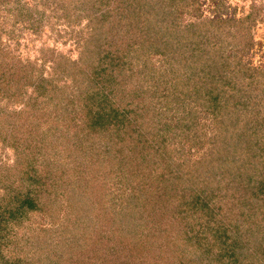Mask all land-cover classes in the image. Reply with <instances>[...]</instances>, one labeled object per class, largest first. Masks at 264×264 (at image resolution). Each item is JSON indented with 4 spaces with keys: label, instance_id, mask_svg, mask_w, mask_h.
I'll return each instance as SVG.
<instances>
[{
    "label": "trees",
    "instance_id": "16d2710c",
    "mask_svg": "<svg viewBox=\"0 0 264 264\" xmlns=\"http://www.w3.org/2000/svg\"><path fill=\"white\" fill-rule=\"evenodd\" d=\"M102 1L84 0L81 3L76 2L75 9H78V6H81L84 10L94 8L96 5L102 7L100 6ZM109 1L111 0H108V3ZM117 1H120V4L116 5L119 8L116 11L118 19L127 17L130 20L126 22V28L128 26L133 28L134 24H141L139 27V34L141 35L144 26L151 27L150 31H147V34L143 37L146 41L145 45L155 46L154 52L159 57L161 56V63L158 67L151 59L153 69L159 70L160 68L164 75L167 74L166 79H155L154 92L158 91V98L161 93H159L160 89L158 90V87L160 84L162 89L165 87L166 92H163L165 99L162 100L165 107L162 109V107L157 106V109L161 111L159 113L162 119L166 114H169L168 118L165 120V124L159 127L161 119L158 122L141 121V123L138 115L134 114V108L131 107H125L121 113L117 110L108 113L104 109H97L95 112L98 113H92L90 120L85 123V126L81 127L82 132H86L82 136L77 135L80 140L74 144L84 153L80 152V157H78L76 151H73L68 156L69 139L61 131L62 127L56 119V113L58 112H56V106L58 103L63 104L62 101V103L59 102L61 97L56 96L55 93H49L51 88L42 84L43 77L39 72L34 76L33 70L27 73L18 67H11L10 70L0 69V101H6L9 103L8 106H11L10 108L3 105L0 107V127L2 124L7 126L4 138H7L10 141L9 143H17L25 137L28 139V145L39 148L19 147L22 151L15 149L17 156L13 165L16 166L22 156L25 159L21 161L29 160V165L25 163V167L28 165V170L33 174L28 177L27 182L29 183L21 180L15 185L13 183L8 185L3 183L4 189L0 196V245H2V231L6 228L7 223H16L30 213L41 209L46 211L50 209L52 203H55L54 201H56V214L61 212L59 211L61 207L68 210L70 216L65 214L62 216L61 222L62 220L63 222L60 227L65 225L66 229L71 232L68 241L56 237L54 244L56 247L50 246V244L47 245L39 253V258H29L30 255H28V258L25 256L24 260L22 258L10 260L11 258H7L0 250V258L3 259L0 264H76L77 261H74L75 258H71V256H75L77 251H80V256L84 259L100 258V254L97 255L96 253L98 250L95 249L100 244L94 246L91 241L92 244H90L88 235H86L85 219L81 220V217L84 218L85 213L79 212L80 209L75 204L78 206L80 200L86 202L89 198L91 190L89 191L90 188L86 185L88 167L93 166L95 162L107 165L112 160V156L108 152H104V154H101L102 156L90 154L88 155L90 160L85 169L80 164L76 168L74 165L75 170H80V173H75V176L82 183L81 191L67 194L65 200L61 197L62 194L60 193L62 191L56 193L50 188L51 180L54 188L57 186L56 179L59 175L55 174L54 171L50 173L48 169L43 171L36 166L37 163L45 164L46 167L48 165V168L52 169L56 166L59 160L58 157L65 154L70 159H75L84 164L85 150L89 149L87 145H90L88 140L91 139L94 131L98 134L93 136L91 143L95 142L101 131H105L100 134L105 142L120 141L123 138L122 132H127L129 135L127 145H131L132 150L134 148V157L140 158V160L144 159L137 163L139 166L136 170H129L130 173L127 175L120 172V170L123 165L127 168L130 164L125 161L123 163L118 161L119 173L116 176H125L124 180L127 179L131 184L129 187L123 185L124 189L120 193L123 194L128 188L129 200L127 203L129 204L122 202L117 210L111 211L115 200L113 194L109 195L104 203H101V201L106 194L98 195V199L94 200L97 201L94 203H98V205L91 202L98 209L93 222L98 221L100 214L103 212L114 217L115 221L112 228L119 227L127 222L128 233L125 236L132 237L131 241H134V238L136 239V249L134 248L135 250L132 253L135 255L134 258H154L155 262L158 261L157 264H174L177 260L182 262L181 258L185 255L184 251L197 250L195 248L197 246L189 242L188 230L190 226L188 223L191 220L189 216L191 211L184 209V204L187 200L190 201L193 198L194 201L197 199L199 203H202L201 208H209L212 211L215 202L213 201L212 205L208 199L199 200V196L195 194L192 188H189L187 192L189 195L181 199L179 191L190 186V183L193 185L202 176H212L211 170L214 169H217L216 175L220 174L219 180L225 182V187L231 188L233 191L236 187L235 190L239 192V194L235 193L237 194V203L241 204L239 211L242 212L243 208L247 209L245 207L249 202H253L255 204L254 211L259 213L260 216L255 217V212H248L247 217H250L251 221L254 220V224L256 227H260V230L264 225V65L254 66L244 58L254 45L251 30L262 8L252 3L246 14L236 18L234 14L227 13L226 9L223 10V4L221 6L216 4L211 10L213 11L211 16L205 17L199 0H170V3L168 0L167 2L163 0L167 5L158 6L157 11H154V13L141 8L144 5L142 0ZM62 7L64 16L69 20V11H66L64 5ZM165 8L166 11L163 10ZM40 13V16H42L43 10ZM184 13L191 18L183 21L182 15ZM77 18L79 22L80 12ZM95 18L96 16L92 20ZM105 50L106 45L99 43V47L94 51L98 55L97 58H99L100 63H103V60L107 57ZM52 58L56 59L58 65L60 64L59 59ZM111 67L114 68V63ZM120 73L113 74L117 81ZM23 74L25 76L22 82ZM29 85L32 86L31 89ZM13 86H16V88H13ZM115 86L117 88L119 86L116 81L110 86L112 91L115 90L116 94L123 91V93L125 92L124 96L130 99L135 95V91L143 95L148 94L143 88L132 91L126 90L124 86L120 87L117 92ZM129 88H131L130 85ZM96 90L102 94L101 89L96 88ZM97 92L89 89V98L95 100L97 96L101 95ZM17 104L18 107H14ZM45 107H49L50 112L55 114L52 116L50 126L43 128L40 133L29 130L28 125L25 126V120L22 122L21 119L34 114L41 117L42 114L37 111L42 108V111H44ZM23 126L25 128L22 129ZM155 126L159 129L174 128L175 135L179 138L178 144L183 147V158L180 156L175 158L170 155L166 138L160 135L161 132L154 130ZM124 128L129 129L130 132ZM131 128L136 131L135 134L131 132ZM139 128L152 133H147L145 137L141 138ZM6 133H8V136H6ZM56 142L60 143L58 147ZM159 142L161 143L159 144ZM185 146H187V149H184ZM105 147L107 148V145ZM59 149H61V152ZM120 150L124 151V147H120ZM151 155L156 161L149 162ZM82 159L84 160L82 161ZM129 159L131 161L133 156L128 157L127 161ZM141 163L148 164V168ZM18 165L16 168L22 169V177L25 176L27 169L23 167V164L22 168ZM128 176H131V178ZM167 179H172L175 183L172 189L168 187L166 182L164 184V180ZM0 180H2L1 174ZM158 181L163 186V191L150 198L144 193V184L157 185ZM207 189L210 191L207 193H211L212 196L216 195L215 193L218 191L212 185L208 186ZM103 190L104 192L109 191L106 188ZM47 193L48 196H46ZM81 193L83 198L80 197ZM120 194H118V197H121ZM89 199L91 201V198ZM107 201L109 203L105 205ZM189 201L188 204H190ZM170 204H173L176 208L173 206L170 208ZM83 205L86 209L93 211L92 205L84 204V202ZM202 209H200L201 212ZM99 210H101V213ZM236 214V210H233L228 220L229 223L235 224L237 221H241L238 219L233 222ZM164 215H167L165 220H163ZM71 216H76V219L73 221V225L69 226ZM179 217L184 218L181 221L182 224L180 223V227L174 224L175 221L179 220ZM198 217L200 219V213ZM156 223L162 225L156 227ZM170 225L175 230L173 231L175 235L168 233V237L170 240L176 241L167 243L168 247H165V243H158L160 244L158 247L155 244L157 243L155 241L156 234L160 233L161 226L164 230L166 226L169 228ZM72 226L75 228L74 230L71 228ZM233 226L237 230V225ZM217 231L218 229L216 232L210 231L209 234L213 237V245L216 246L214 252L218 258V254H226L231 251L230 246L227 244H221L220 247L219 241L225 234H223L224 231ZM216 233L218 234L216 235ZM140 234L144 236V243L142 244H138L141 240ZM150 235L155 237L151 239ZM95 240L97 242L101 241L99 235L95 237ZM257 240H259V242L257 241V251L256 249H248L246 250L248 252L240 258L264 259V233L259 232ZM260 245L261 247L258 248ZM113 247H109V251L114 249ZM167 248L170 249L169 252L163 251ZM140 250L145 251L143 256L139 255ZM254 251L257 253H253ZM99 252L102 253L103 258L109 257V254ZM165 252L169 254H165ZM90 253H93V255L90 256ZM114 255L110 254L111 257ZM234 256L235 254L232 255V257ZM95 259L90 260L88 263L95 264Z\"/></svg>",
    "mask_w": 264,
    "mask_h": 264
},
{
    "label": "rangeland",
    "instance_id": "374dc122",
    "mask_svg": "<svg viewBox=\"0 0 264 264\" xmlns=\"http://www.w3.org/2000/svg\"><path fill=\"white\" fill-rule=\"evenodd\" d=\"M82 1L84 0H1L0 2V69L10 70L11 67H18L23 71L25 70L27 73L33 70L34 76L37 75L38 72L41 74L43 77V81H41L42 84L51 88L49 93H55L56 96L61 97L59 98V102L62 101L63 104L58 103L56 106V112L58 111L57 113L55 112L56 119L60 123V127H62L61 131H63L69 139L68 143H70V147L68 156L72 154L73 151H76L78 157H80V152L84 153V151L79 150L78 146L76 147L74 145L76 141L80 140L77 135L82 136L86 132L83 133L81 127L83 125L85 126V123L90 120L92 113H98L95 112L97 109H104L108 113L117 110L121 113L124 111L125 107H131L134 108V114L136 113L138 115L140 122H158L161 119L159 121V127L165 124L164 122L169 115L166 114L162 119L159 113L161 111L157 109V106L162 107V109L165 107V103H162V100L165 99L163 92H166V89L165 87L162 89L160 84L158 90L160 89L159 93H161L157 98L158 91L156 93L154 92L155 79H166L167 74L164 75V72L160 68L159 70L153 69V64H151V59L157 67L161 63V56L159 57L154 52L155 46L150 44L145 45L146 41L143 36L147 34V31H150L151 27H146L147 25L144 26L141 35L139 34V27L141 24H134L133 28H130V26L126 28V22L130 20H128L127 17L118 19L116 16V11L119 10L117 6L120 4V1L111 0L108 3V0H103L100 5L102 7L96 5L94 8L84 10L81 6H78L79 8L75 9L76 2L81 3ZM142 2L144 5H142L141 8L143 10L148 9V11L153 13L157 11L158 6L167 5L163 0H151L147 2L142 0ZM168 2L170 3L171 1L168 0ZM199 2L201 3V10L205 17L211 16L213 13L211 10H213L216 4L220 6L223 4V10L226 9L227 13L234 14L236 18L246 14L250 10L252 3L261 7L262 10L256 17V21L251 30L254 45L244 58L254 66L264 65V0H199ZM62 5H64L66 11H69V20L63 14ZM42 10L43 13L42 16H40ZM163 10L166 11V8ZM79 12L81 18L78 22L77 17ZM94 16H96V18L92 20ZM182 16L183 21L191 18L186 13ZM99 43H104V45H106V50L104 52H107V57L105 58L106 61L103 60V63L98 61V55L94 53L97 47H99ZM52 57L59 59L60 64L58 65L56 59ZM110 62L114 63V68L111 67L112 63ZM35 69L37 70L35 71ZM117 72H121L118 81L114 78ZM24 76L23 74L22 82ZM114 81L119 83L118 88L115 86L117 92L120 87L124 86L126 90L132 91L143 88L148 94L143 95L135 91V95L132 99L124 96L125 92L123 93V91L116 94L115 90L112 91V88H110ZM129 85L131 88H129ZM13 88H16V86H13ZM29 88L31 89L32 86L29 85ZM96 88L101 89L102 94L101 92H97ZM89 89L101 95L93 100L88 96ZM8 104L9 103L6 101H0V107L3 105L10 108L11 106H8ZM14 107H18V104ZM45 108V113L42 111L43 108L40 111L36 110L42 114H40L41 117H38L36 114L32 116L27 115V118H22L21 121L23 122L25 120V126L28 125L27 128L29 130L40 133L43 128H48L50 126L52 116L55 115L53 112H50L49 107ZM25 126H23L22 129L25 128ZM159 127L155 126L154 130L161 132L160 135L166 138L165 140L168 144L167 148L168 151L170 150V155L175 158L178 156L183 158V147L178 144L179 138L175 135L174 128L159 129ZM6 128L7 126L3 124L0 127V174L2 179L0 180V196L4 189L3 183L7 185L13 183L15 185L19 180L29 183L27 182L28 177L33 174L28 170L29 160L21 161L25 159L22 156L20 157L22 159L19 160V165H17L22 168V164L23 167L26 166L25 163L28 164L27 167H25L27 169L26 175L22 177V169L19 170L16 168V164V166L13 165L17 156L15 149L22 151L19 147L37 148L33 147L34 145H28V139L25 137L22 141H18L17 143H9L10 141L4 138ZM126 130L130 132L129 129ZM94 132L91 139L95 134H98ZM102 132L105 131L99 133V137H97L98 139L96 138L94 143H91V139L88 140L90 145H87L89 149L85 150V160L82 159V161L84 160V164L75 159H70L67 154L58 157L59 160L52 169L48 168V165L46 167L45 164H36V166L43 171L48 169L50 173L54 171L55 174L59 175L56 179L57 186L54 188L51 180L50 188L56 193L62 191L60 194H62L61 197L65 200L67 194H74L73 192L77 193L81 191L82 183L78 177L75 176V173H80V170H75L73 168L74 165L76 168V166L80 164L82 168L85 169L90 160L88 157L90 154L93 156H102L101 154L108 152L109 155L112 156V160L109 164L107 163V165L95 162L93 166L88 167L89 172L87 174L88 181H86V185L90 188L89 191L91 190L90 193L88 191L91 201L87 198L86 202L80 200L78 206L75 204L76 207H79V212L85 213L84 218L81 217V220L85 219L86 235H88L89 242H93L94 246L100 244L99 247H95V249L98 250L96 251L97 255L98 253L100 254V258L84 259L80 256V251L76 252L77 256L72 255L71 258H75L74 261H77L76 264H86L94 259L95 264H157L158 261L155 262L156 260H154V258H134L135 255L132 253L134 252L133 250L136 249V239L134 238V241H131L132 237L125 236V234L128 233L126 226L127 222L119 227L112 228L115 221L114 217L106 212L101 213V210H99L101 213L99 220L93 222L98 210L93 203L97 202L94 200L98 199V195L106 194V196L102 198L101 203H104L105 199L109 198V195H114L115 200L113 201L114 204L111 211L114 209L117 210L122 202L129 204L127 203L129 200L128 188H126V192L124 191L123 194L120 193L124 187H129L131 184H129L127 179L124 180L125 176H116L117 173H119L118 161H121V163L125 161L130 164L127 168L123 165L120 170V172L127 175L130 173L129 170H136L139 166L137 163L144 160L134 157V148L132 150L130 148L131 145H127L129 138L127 132H122L123 138L121 140H124L123 142L121 140L117 142H105L100 136ZM131 132L134 134L136 133L132 128ZM139 132L141 133V138L145 137L147 133H152L145 129L142 130L141 128H139ZM6 136H8V133H6ZM11 142L13 141L11 140ZM32 143L34 144V142ZM160 143L161 142H159V144ZM56 144L57 147L60 145L58 142H56ZM105 145H107V148ZM120 147H124V151H121ZM184 149H187V146H185ZM59 151L61 152V149H59ZM130 156H133V159L127 161ZM152 157V155L149 157V162L156 161ZM74 161L77 163L73 164L72 162ZM141 164L148 168V164ZM211 172L215 174V176H213V174L212 176H202L201 179L195 181L193 185L190 183V186L179 191L182 199L186 195H189L187 192L189 188H192L195 194L199 196V200L208 199L211 203L214 201L215 207L212 211H210L209 208L205 209V207H202V209V203H199L197 199L194 201L193 198H191L190 201L187 200L190 204L187 202L184 204V209L191 211L189 215L191 220L188 223L190 226L188 230L190 236L189 242L191 244L194 243V245L197 246L195 247L197 250L184 251L183 253L185 255L181 258L182 262H178L177 260L174 264H264L263 258H240L244 253L248 252L246 250L256 249L257 243L260 240H257L259 232L264 233V225L260 230V227H256L254 224L255 221H251V218L247 217L248 212H255V204L250 201L245 207L247 209L243 208V211L240 212L239 208L241 204L239 205V203H237L236 195L239 194V192L235 190L236 187L234 191L231 188L225 187V182L218 178L220 174L216 175L217 169L211 170ZM128 177L131 178V176ZM211 177H213V179H211ZM72 179L74 180L73 182ZM165 182L171 189L175 185L172 179L164 180V184ZM210 185H212L213 188L215 187L216 190L218 189L215 193L216 195L212 196L211 193H207L210 192L207 189ZM144 186V193L150 198L163 191V186L160 181L157 182V185L146 183ZM104 188L109 191L104 192ZM118 194H120L121 197H118ZM46 196H48V193ZM80 197L83 198L82 193ZM54 202L56 203V201ZM83 202L84 204L87 203L92 205L93 211H91V209H86ZM55 203H52L50 209L46 211L41 209L40 211L30 213L16 223H7L6 228L2 231L1 237L2 245H0V250L2 254L6 255L7 258H11L10 260L21 258L24 260L28 255H30L29 258H39V253L44 250L47 245L50 244V246L56 247V245H54L56 237L68 241L71 232L66 229L65 225L60 227V224L63 222V220L61 222L62 216H64V214L66 216L69 215L68 210L61 207V210H59L61 212L56 214ZM108 203L107 201L105 205H108ZM94 204L98 205V203ZM171 206L175 207L173 204H170V208ZM200 209H202V212ZM233 210L237 212L233 222L238 219L241 220L240 222L237 221L235 224L228 222ZM199 213L200 219H198ZM254 214L255 217L260 216L259 213L255 212ZM166 217L167 215H164L163 220H165ZM75 219L76 216L70 217L69 226L73 225ZM178 219L179 220L175 221L174 224L180 227L182 224L181 221H183L184 218L179 217ZM91 223H94L93 226H91ZM160 225L162 224H155L156 227H160ZM233 225H237V230ZM71 228L73 230L75 229L73 226ZM217 229V232L224 231L223 234H225H222L223 237H221L219 241L220 247L221 244H227L230 246L231 251H228L226 254H218V258L214 252L216 251V246L213 245V237L209 234L214 231L216 232ZM159 231L160 233L156 234L155 239L157 242L155 244H157L158 247L160 246L158 243H165V247H168L167 243L176 241L170 240L168 237V233L175 235L173 232L175 230L172 229V225H170L169 228L166 226L164 230H162L161 226ZM256 233L258 234L256 235ZM217 234L218 233H216V235ZM97 235H99L101 241L97 242L95 240ZM139 236L141 240L138 244L144 243V236L142 234ZM154 237L155 236L150 235L151 239ZM165 240L167 241L165 242ZM91 242L90 244H92ZM111 246H114V249L109 251V247ZM260 247L261 245L258 248ZM99 251H102L104 254H109V257L103 258L102 253ZM163 251L169 252L170 249L167 248ZM256 251L253 253H257ZM144 252L145 251L140 250L139 255L143 256ZM110 254L115 255L111 257ZM165 254L169 253L165 252ZM234 254L235 256L232 257ZM92 255L93 253H90V256ZM1 260L3 259L0 258V261Z\"/></svg>",
    "mask_w": 264,
    "mask_h": 264
}]
</instances>
